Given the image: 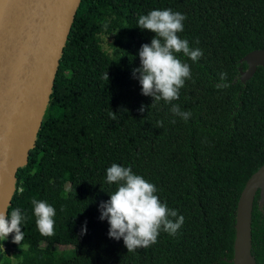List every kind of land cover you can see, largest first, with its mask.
<instances>
[{"label":"trees","instance_id":"16d2710c","mask_svg":"<svg viewBox=\"0 0 264 264\" xmlns=\"http://www.w3.org/2000/svg\"><path fill=\"white\" fill-rule=\"evenodd\" d=\"M165 9L187 17L178 35L203 52L195 62L177 54L191 79L171 103L143 95L133 76L139 50L156 35L142 30L138 18ZM259 49L264 0H82L8 207L28 217L24 239L21 245L12 242L14 234L0 240V264H233L238 201L264 164V67L242 80L245 56ZM173 105L189 119L174 115ZM114 163L155 184L161 202L184 217L175 236L161 230L155 244L134 252L123 238L109 237L100 204L117 188L106 180ZM260 196L252 214L255 264H264ZM33 198L55 208V235L37 229ZM215 217L228 220L225 249L210 243ZM5 244L11 255L2 251Z\"/></svg>","mask_w":264,"mask_h":264},{"label":"water","instance_id":"95a60500","mask_svg":"<svg viewBox=\"0 0 264 264\" xmlns=\"http://www.w3.org/2000/svg\"><path fill=\"white\" fill-rule=\"evenodd\" d=\"M82 0H0V211L11 205L17 172L28 162L55 84L60 59ZM242 80L264 67V49L247 54ZM264 164L238 201L233 264H255L252 214Z\"/></svg>","mask_w":264,"mask_h":264},{"label":"clouds","instance_id":"9594fccd","mask_svg":"<svg viewBox=\"0 0 264 264\" xmlns=\"http://www.w3.org/2000/svg\"><path fill=\"white\" fill-rule=\"evenodd\" d=\"M186 18L171 9L151 10L138 18V26L142 30H149L156 35L150 44H143L139 50L141 66L133 70V76L139 80L142 94L153 97L155 102L164 100L171 103L179 99L180 89L186 80L191 79L189 64L179 59L177 54L182 53L193 62L203 56L202 50L190 48L189 41L178 35L184 31ZM107 26L104 25L105 29ZM104 78L109 80L108 73ZM226 79L227 73H221L220 80ZM139 111L144 112L145 107L142 106ZM170 111L184 120L191 116L189 112H182L178 105H173ZM172 122L175 123L174 120ZM159 123L162 127L163 122ZM106 180L109 184L115 183L117 188L110 194L108 201L101 202L100 219L108 221L110 238L117 241L123 238L128 252L155 244L161 230L175 236L184 224L182 215L178 216L176 210L161 202L156 185L135 174L131 167L112 164L106 170ZM31 204L40 234L49 237L55 235V208L35 198ZM27 219L20 208H13L10 214L7 210L0 211V240H7L14 234L12 242L21 245L24 239L21 225ZM86 232L85 223L82 234Z\"/></svg>","mask_w":264,"mask_h":264},{"label":"rangeland","instance_id":"374dc122","mask_svg":"<svg viewBox=\"0 0 264 264\" xmlns=\"http://www.w3.org/2000/svg\"><path fill=\"white\" fill-rule=\"evenodd\" d=\"M227 242H228V220L223 217L213 218L211 232H210V243L219 249H225ZM56 250L66 251V250H71V248L57 246ZM2 251H5L7 254L11 255L13 249L11 248V246L5 244L2 246Z\"/></svg>","mask_w":264,"mask_h":264}]
</instances>
